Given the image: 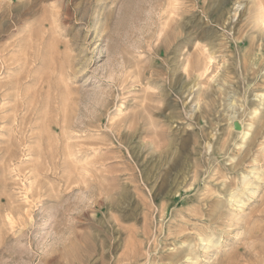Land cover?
Masks as SVG:
<instances>
[{
    "label": "rangeland",
    "instance_id": "1",
    "mask_svg": "<svg viewBox=\"0 0 264 264\" xmlns=\"http://www.w3.org/2000/svg\"><path fill=\"white\" fill-rule=\"evenodd\" d=\"M263 9L0 0V264H264Z\"/></svg>",
    "mask_w": 264,
    "mask_h": 264
},
{
    "label": "bare ground",
    "instance_id": "2",
    "mask_svg": "<svg viewBox=\"0 0 264 264\" xmlns=\"http://www.w3.org/2000/svg\"><path fill=\"white\" fill-rule=\"evenodd\" d=\"M174 10H175V9H174ZM263 10H264V9H263ZM262 18H263V17H262ZM260 21H261V24H262V25H264V20H263V19H261ZM171 22H173V23H174V22H175V20H174V19H172V20L170 21V23H171ZM257 26H258V25H257ZM263 27H264V26H263ZM263 27H262V28H263ZM231 108H232V107H231ZM234 123H235V124H234L235 128H236V127H237V128H238V127H241V126H240V124H239L237 121H235ZM241 129H242V127H241ZM242 130H243V129H242ZM243 132H244V131H243ZM243 134H246V132H244ZM248 134H249V133H248ZM244 136H245V135H244Z\"/></svg>",
    "mask_w": 264,
    "mask_h": 264
}]
</instances>
